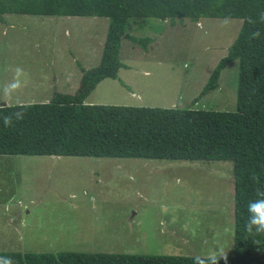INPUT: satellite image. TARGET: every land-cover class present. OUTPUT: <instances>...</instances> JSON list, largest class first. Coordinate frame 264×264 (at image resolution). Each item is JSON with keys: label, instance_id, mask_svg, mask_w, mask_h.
<instances>
[{"label": "rangeland", "instance_id": "1", "mask_svg": "<svg viewBox=\"0 0 264 264\" xmlns=\"http://www.w3.org/2000/svg\"><path fill=\"white\" fill-rule=\"evenodd\" d=\"M171 22L130 20L128 33L154 39L147 49L122 40L125 66L106 78L112 91L93 90L91 99L105 102L96 104L236 110L238 60L222 69L218 87L200 93L242 20ZM108 25L97 16L5 14L0 103L45 102L53 82L71 90L80 67L99 64ZM22 64L27 72L17 74ZM232 231L230 161L0 154V252L206 257L229 254Z\"/></svg>", "mask_w": 264, "mask_h": 264}, {"label": "trees", "instance_id": "2", "mask_svg": "<svg viewBox=\"0 0 264 264\" xmlns=\"http://www.w3.org/2000/svg\"><path fill=\"white\" fill-rule=\"evenodd\" d=\"M264 0H0L5 14L108 18L100 62L80 67L73 93L41 103L0 104V154L230 161L233 177L231 250L217 264H264V233L245 230L248 205L264 192ZM238 18L241 27L200 94L218 87L222 69L238 60L236 110L85 103L105 78H117L123 39L143 49L153 37L127 32L132 18ZM251 18L254 23H249ZM259 30L260 36L251 34ZM18 116H23L18 119ZM5 118L10 125H5ZM255 177V178H254ZM229 251V249H228ZM227 251V252H228ZM198 256L102 252H0V264H198ZM206 258V257H201ZM207 264V262H206Z\"/></svg>", "mask_w": 264, "mask_h": 264}, {"label": "clouds", "instance_id": "3", "mask_svg": "<svg viewBox=\"0 0 264 264\" xmlns=\"http://www.w3.org/2000/svg\"><path fill=\"white\" fill-rule=\"evenodd\" d=\"M259 20L261 22H264V12L260 13ZM248 22L254 23V21H252L251 18L248 19ZM259 36H260L259 30L251 34V37L253 39L258 38ZM16 71L17 74H19L20 68H17ZM18 86H19L18 82L11 85L12 88H16ZM3 104L6 105L5 103H2L1 105ZM22 118L23 116H18V119H22ZM5 125L6 126L10 125L8 118H5ZM257 195L260 197H264V192L257 189ZM248 212L250 215L248 221L245 224V230L249 233H252L253 229H255V233H264V199H257L255 202H250L248 205ZM220 258L226 259V254H224L223 252H220L219 254L213 252V253H209L206 256V258H201L199 256L196 257V261L198 262V264H206V262L207 264H217Z\"/></svg>", "mask_w": 264, "mask_h": 264}, {"label": "crops", "instance_id": "4", "mask_svg": "<svg viewBox=\"0 0 264 264\" xmlns=\"http://www.w3.org/2000/svg\"><path fill=\"white\" fill-rule=\"evenodd\" d=\"M154 39V38H153ZM101 58V57H100ZM33 64V62L31 63V65ZM23 65V67L20 69V74H22V72H23V74H25L26 72H27V70H26V66L27 65H25V64H22ZM125 66V65H124ZM123 66V67H124ZM129 67V66H128ZM130 68V67H129ZM85 69H87V68H85ZM142 73H143V75H146L147 74V71H144V70H142ZM80 75H82V72H80ZM111 79H113V78H111ZM110 79V80H111ZM115 79H117V78H115ZM105 81H107V79L105 78V79H103V82H99L97 85H96V87L94 88V92H97V91H99V89L101 88V87H103V86H106L107 87V90L108 91H112V87L110 86V83H112V82H105ZM70 83L71 82H68V81H66V85L64 84V86H66V87H68V86H70ZM51 86H52V88L54 89L55 88V91H58V92H61V93H73L77 88H78V86H79V82L77 81V82H75L74 83V85L72 86V89L71 90H62V89H57L56 88V83L55 82H53V83H51L50 84ZM121 85H123L122 83H121ZM62 87H64L63 85H61ZM123 86H125V85H123ZM93 92V91H92ZM92 92L85 98V103H95V102H103V103H105L104 101H102L103 99H91V95H92ZM134 95V94H133ZM52 97V95H50L49 97H47L46 99H44L45 100V102L46 101H48L50 98ZM96 97V96H95ZM3 103H5V104H7V102L5 101V102H3ZM21 103V102H20ZM30 103H38V101H32V102H30ZM0 104H2V103H0ZM122 105H124V104H122Z\"/></svg>", "mask_w": 264, "mask_h": 264}, {"label": "water", "instance_id": "5", "mask_svg": "<svg viewBox=\"0 0 264 264\" xmlns=\"http://www.w3.org/2000/svg\"><path fill=\"white\" fill-rule=\"evenodd\" d=\"M4 105V104H3Z\"/></svg>", "mask_w": 264, "mask_h": 264}]
</instances>
